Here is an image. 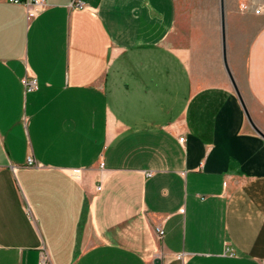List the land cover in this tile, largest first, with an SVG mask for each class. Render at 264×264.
<instances>
[{"label": "crops", "instance_id": "obj_1", "mask_svg": "<svg viewBox=\"0 0 264 264\" xmlns=\"http://www.w3.org/2000/svg\"><path fill=\"white\" fill-rule=\"evenodd\" d=\"M46 2L0 0V264H264V0Z\"/></svg>", "mask_w": 264, "mask_h": 264}, {"label": "rangeland", "instance_id": "obj_2", "mask_svg": "<svg viewBox=\"0 0 264 264\" xmlns=\"http://www.w3.org/2000/svg\"><path fill=\"white\" fill-rule=\"evenodd\" d=\"M179 1H181L182 4H186L187 11L189 12L190 10H188V8L194 6L198 0ZM150 67H153L155 72H161V74H164L165 90L163 92L165 95L162 96V98L164 100L171 99V97L176 98L175 103L178 107L184 104L185 99L189 96V82L185 69L180 62L173 57H168L165 54L163 62H156L151 64ZM174 84L176 85L174 86ZM174 89L177 91H175L176 94H172L174 93ZM168 91H170L171 94H168Z\"/></svg>", "mask_w": 264, "mask_h": 264}, {"label": "built area", "instance_id": "obj_3", "mask_svg": "<svg viewBox=\"0 0 264 264\" xmlns=\"http://www.w3.org/2000/svg\"><path fill=\"white\" fill-rule=\"evenodd\" d=\"M9 1L14 3L25 4L27 6L29 18H32L37 14H39L47 6L46 0H9ZM84 5L85 4L82 2H78L79 7H84ZM259 11L260 9H257V12ZM25 84L28 91L37 89L38 88L37 77L34 75H29L25 80ZM180 141L184 142L185 136H181ZM28 162L32 164L34 163V159L32 157H29ZM156 231L160 237H162V235L164 234V230L161 227H157ZM49 261H50L49 254L47 253L46 250H43L40 258V264H48Z\"/></svg>", "mask_w": 264, "mask_h": 264}, {"label": "water", "instance_id": "obj_4", "mask_svg": "<svg viewBox=\"0 0 264 264\" xmlns=\"http://www.w3.org/2000/svg\"><path fill=\"white\" fill-rule=\"evenodd\" d=\"M222 7H223V0H222ZM226 61V59H225ZM154 264H162V259L160 257H156L154 260Z\"/></svg>", "mask_w": 264, "mask_h": 264}]
</instances>
